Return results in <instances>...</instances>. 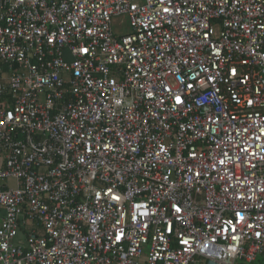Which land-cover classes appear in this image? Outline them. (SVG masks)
Segmentation results:
<instances>
[{
  "label": "built area",
  "instance_id": "obj_1",
  "mask_svg": "<svg viewBox=\"0 0 264 264\" xmlns=\"http://www.w3.org/2000/svg\"><path fill=\"white\" fill-rule=\"evenodd\" d=\"M259 257L264 0H0V264Z\"/></svg>",
  "mask_w": 264,
  "mask_h": 264
},
{
  "label": "rangeland",
  "instance_id": "obj_2",
  "mask_svg": "<svg viewBox=\"0 0 264 264\" xmlns=\"http://www.w3.org/2000/svg\"><path fill=\"white\" fill-rule=\"evenodd\" d=\"M111 26L114 34H116L117 36H125L132 33V27L127 15L114 16L112 18ZM24 240L25 236L23 234H19L18 237H16L14 243L17 244L19 241Z\"/></svg>",
  "mask_w": 264,
  "mask_h": 264
},
{
  "label": "trees",
  "instance_id": "obj_3",
  "mask_svg": "<svg viewBox=\"0 0 264 264\" xmlns=\"http://www.w3.org/2000/svg\"><path fill=\"white\" fill-rule=\"evenodd\" d=\"M254 264H264L263 259L261 257H259Z\"/></svg>",
  "mask_w": 264,
  "mask_h": 264
},
{
  "label": "snow or ice",
  "instance_id": "obj_4",
  "mask_svg": "<svg viewBox=\"0 0 264 264\" xmlns=\"http://www.w3.org/2000/svg\"><path fill=\"white\" fill-rule=\"evenodd\" d=\"M86 51V50H85ZM177 103H180V98L179 97H177ZM177 211H179V209H177ZM237 215H239V213H237ZM242 219V218H241ZM257 235H259V233L257 234ZM233 238H235V237H233ZM185 243H187V241H185Z\"/></svg>",
  "mask_w": 264,
  "mask_h": 264
}]
</instances>
